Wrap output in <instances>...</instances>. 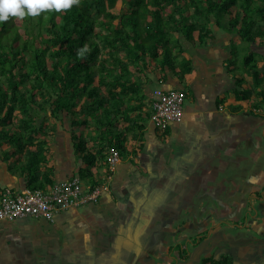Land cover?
I'll return each mask as SVG.
<instances>
[{"label":"crops","instance_id":"obj_1","mask_svg":"<svg viewBox=\"0 0 264 264\" xmlns=\"http://www.w3.org/2000/svg\"><path fill=\"white\" fill-rule=\"evenodd\" d=\"M214 30V37L202 43L183 40L184 52L175 51L179 61L191 62L183 79L178 67L166 69V80L151 75L145 89L147 115L140 120L144 129L128 134L126 151L110 176L101 163L91 168L109 187L100 200L61 212L54 222L0 220V264L150 263V255L167 248L169 228L178 220L186 222L189 210L197 209L200 202L212 200L233 208L227 202L244 200L243 194L250 199V194L264 186V107L253 112V104L260 98L245 99L254 80L242 64L245 54L253 50L264 70V44L246 46L234 33L216 26ZM156 89L187 93L183 121L172 123L166 131L150 119ZM70 133L68 123L60 122L49 137L47 166L52 167L56 182L80 176V170L87 168L75 156ZM10 148L0 147V198L5 188H27L16 157L5 159ZM220 158L249 171L237 168L235 176H228L231 184L218 171ZM227 184L233 187L227 188ZM244 186L259 187L246 190ZM199 195H210L211 199ZM234 195L240 197L231 199ZM263 203L255 206L254 225H259L255 218L264 222ZM218 230L226 233L208 235L198 246L181 243L182 249H189V258L181 260L170 252L166 263L199 264L204 256L228 253L247 260L242 264L256 263L251 261L249 244L256 241L257 234L246 230L252 233L247 235L241 228L236 234Z\"/></svg>","mask_w":264,"mask_h":264},{"label":"trees","instance_id":"obj_2","mask_svg":"<svg viewBox=\"0 0 264 264\" xmlns=\"http://www.w3.org/2000/svg\"><path fill=\"white\" fill-rule=\"evenodd\" d=\"M119 1L79 0L65 11L0 24V147L10 145L5 159L16 157L28 189L47 190L57 183L46 154L60 122L68 123L75 156L87 167L73 178L92 187L102 185L91 168L101 163L110 176V151L122 155L128 134L144 129L140 120L147 115L145 89L151 75L166 80V69L178 67L183 79L190 71L191 62L175 55L184 52L183 40L202 43L214 37L216 26L244 43L264 44V0ZM242 64L254 80L245 99L258 96L252 111L259 113L264 107V70L258 53L245 54ZM260 201L264 187L250 194L254 208ZM248 226L257 234L255 243L261 244L263 226L262 231L260 224ZM206 238L189 243L198 246ZM176 247L181 260L189 258V249ZM251 248L258 257L251 261L264 264V251L257 250L264 246ZM239 260L230 253L212 254L199 264L245 262Z\"/></svg>","mask_w":264,"mask_h":264},{"label":"built area","instance_id":"obj_3","mask_svg":"<svg viewBox=\"0 0 264 264\" xmlns=\"http://www.w3.org/2000/svg\"><path fill=\"white\" fill-rule=\"evenodd\" d=\"M184 90L156 89L151 100L150 119L157 128L165 131L172 123H179L184 118ZM122 159L117 149H112L107 157L110 169ZM105 184L92 187L79 177L55 183L47 190H12L6 189L0 198V220L15 221L35 218L54 222L56 216L71 208L97 203L104 191Z\"/></svg>","mask_w":264,"mask_h":264},{"label":"rangeland","instance_id":"obj_4","mask_svg":"<svg viewBox=\"0 0 264 264\" xmlns=\"http://www.w3.org/2000/svg\"><path fill=\"white\" fill-rule=\"evenodd\" d=\"M120 4H121V0L119 1L118 5ZM245 44L246 46H249L248 43ZM241 162L242 165L246 164L245 160ZM228 163H229L228 161H224L222 158H220L218 160V164H219L218 171L221 172V174L224 176L223 178L226 181L232 184L228 176L230 177L235 176L237 173V168L239 167H235L233 165L231 166ZM241 170L242 172L245 173L249 171V169L247 168H239V171ZM226 187L232 188L233 185L227 184ZM256 187L259 186H250V187L244 186L246 190L255 189ZM263 187L264 186H261L257 190L262 191ZM201 197L203 198L209 197V199H211L210 195L198 196V198ZM235 197H240V196L234 195L231 196V199H235ZM243 198L244 200L227 202L233 204V208H231V206H227V208H224L218 202L212 200L200 202L197 209L189 210V212L187 213L188 215L185 218L186 222L183 220H178L169 228L168 238L170 242L167 248H162L160 249V251L155 252L154 256L153 254L150 255V259L152 260L153 263L149 261L150 263H146V264H158V263L167 264L166 262H168L169 258L171 257V254L169 252V247L175 246L173 247L171 253L173 256L177 257L176 255L179 254L178 253L179 250L177 249L175 243L176 244L185 243V244H189L192 247V245L189 243V240L191 239L194 240L196 237L202 235H207V237L208 235H210L212 237L215 233L224 232L218 230V228L220 229L223 228L227 232H232L234 234H236L239 231V228L246 231L247 227H249L248 225L252 224L253 222L252 217L256 215L257 210L256 208H254V205L253 206L250 205L249 199H247L248 197L246 196V194H243ZM195 203L197 204L198 201H195ZM201 204L203 205L201 206ZM258 222L260 224V226H258L259 231H262L261 228L264 225V222L261 219ZM246 234L249 235L252 233L246 231ZM260 241L262 242L261 244H256L255 242H253L251 246L249 244V248L252 246H255L257 248V245L264 246V239L262 238ZM247 248L248 247H246V249ZM250 252H252V250Z\"/></svg>","mask_w":264,"mask_h":264},{"label":"clouds","instance_id":"obj_5","mask_svg":"<svg viewBox=\"0 0 264 264\" xmlns=\"http://www.w3.org/2000/svg\"><path fill=\"white\" fill-rule=\"evenodd\" d=\"M77 4L79 0H0V24L10 18L24 19L26 16H39L45 11H65Z\"/></svg>","mask_w":264,"mask_h":264},{"label":"flooded vegetation","instance_id":"obj_6","mask_svg":"<svg viewBox=\"0 0 264 264\" xmlns=\"http://www.w3.org/2000/svg\"><path fill=\"white\" fill-rule=\"evenodd\" d=\"M263 251H264V250H263ZM253 253H254V252L251 253L253 260H254V259H255V260H256V259L258 260V257H257V258L254 257Z\"/></svg>","mask_w":264,"mask_h":264}]
</instances>
